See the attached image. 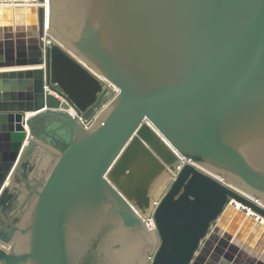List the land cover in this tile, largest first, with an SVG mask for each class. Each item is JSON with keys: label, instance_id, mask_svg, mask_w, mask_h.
<instances>
[{"label": "water", "instance_id": "95a60500", "mask_svg": "<svg viewBox=\"0 0 264 264\" xmlns=\"http://www.w3.org/2000/svg\"><path fill=\"white\" fill-rule=\"evenodd\" d=\"M38 1L0 7V264H264V0Z\"/></svg>", "mask_w": 264, "mask_h": 264}, {"label": "bare ground", "instance_id": "6f19581e", "mask_svg": "<svg viewBox=\"0 0 264 264\" xmlns=\"http://www.w3.org/2000/svg\"><path fill=\"white\" fill-rule=\"evenodd\" d=\"M40 6L47 8V2L41 4L38 0H0V7H12V8L37 7L38 8ZM70 112L72 113V111H70ZM249 214L251 216L253 215L250 212H249ZM254 217L258 219L257 216H254ZM260 220H261V218H260Z\"/></svg>", "mask_w": 264, "mask_h": 264}, {"label": "built area", "instance_id": "2783aa9c", "mask_svg": "<svg viewBox=\"0 0 264 264\" xmlns=\"http://www.w3.org/2000/svg\"><path fill=\"white\" fill-rule=\"evenodd\" d=\"M109 86L111 88H113V92H115V95H117L118 94L117 89L111 85H109ZM71 111L74 115H76V112L74 110L71 109ZM95 118H96V115L94 117H92L89 121H84L83 118L79 117V121L84 125L85 128H90L94 124ZM156 206H157V203L155 204V208H156ZM154 209H153V211H154ZM153 211L150 214V220L145 221V224H146L148 231L154 230L156 232L157 228H156V224H155V221L153 218Z\"/></svg>", "mask_w": 264, "mask_h": 264}, {"label": "rangeland", "instance_id": "374dc122", "mask_svg": "<svg viewBox=\"0 0 264 264\" xmlns=\"http://www.w3.org/2000/svg\"><path fill=\"white\" fill-rule=\"evenodd\" d=\"M110 90H111V96H110V98L108 99V101H107V103L106 104H108L109 102H111L114 98H115V92H113V88H111L110 87ZM105 104V105H106Z\"/></svg>", "mask_w": 264, "mask_h": 264}]
</instances>
